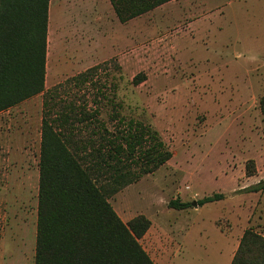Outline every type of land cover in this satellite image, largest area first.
Listing matches in <instances>:
<instances>
[{"label":"rangeland","instance_id":"rangeland-1","mask_svg":"<svg viewBox=\"0 0 264 264\" xmlns=\"http://www.w3.org/2000/svg\"><path fill=\"white\" fill-rule=\"evenodd\" d=\"M51 9L45 90L0 112L5 264H35L45 116L69 120L59 131L81 157L108 154L131 124L157 131L172 157L109 202L125 223L151 220L140 242L156 264H231L247 228L264 235V190L242 191L264 180V0H172L125 23L110 0ZM213 193L225 198L169 206Z\"/></svg>","mask_w":264,"mask_h":264},{"label":"trees","instance_id":"trees-1","mask_svg":"<svg viewBox=\"0 0 264 264\" xmlns=\"http://www.w3.org/2000/svg\"><path fill=\"white\" fill-rule=\"evenodd\" d=\"M170 1L110 0L123 23ZM49 2L0 0V111L45 90ZM58 120H42L35 264H156L140 242L151 220L138 215L125 223L109 199L162 167L172 157L166 143L150 126L131 124L121 139H109L108 154L97 150L81 157L59 131L69 120ZM140 146L145 166L135 170L129 162ZM247 169L254 174L253 161ZM263 190L264 180L242 189ZM224 198L213 193L193 202L172 199L169 206L186 210ZM231 264H264V235L247 228Z\"/></svg>","mask_w":264,"mask_h":264},{"label":"crops","instance_id":"crops-1","mask_svg":"<svg viewBox=\"0 0 264 264\" xmlns=\"http://www.w3.org/2000/svg\"><path fill=\"white\" fill-rule=\"evenodd\" d=\"M167 3H170V2H167ZM49 18H53V19L55 18L52 9L49 12ZM39 162H40V160H39ZM5 171H6L5 169L4 170L0 169V220H4L5 217H6V214H7L5 208H6V205H7V191H8V189H7V186H6L5 181H4L5 180V176H6V172ZM38 171H39V178H38V182H39V180H40V170L38 169ZM37 195L39 196V185H38V194ZM38 196H37V199H38ZM37 220H38V218H37ZM21 248H22V246L20 244H19V246H17V250H16V247L14 245L12 246V253H9V255L13 258L11 260L13 263H15V259H16V257L14 258L13 256L15 255L16 252L17 253H22ZM6 250H7L6 249V242L4 240L0 241V264H5V260H6L5 259L6 258L5 255L7 254ZM23 251H25V249ZM35 251H36V249H35Z\"/></svg>","mask_w":264,"mask_h":264}]
</instances>
